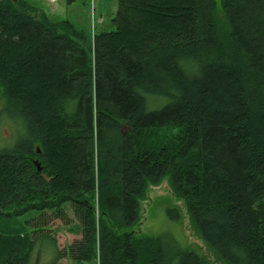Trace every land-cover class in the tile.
<instances>
[{"label":"trees","instance_id":"16d2710c","mask_svg":"<svg viewBox=\"0 0 264 264\" xmlns=\"http://www.w3.org/2000/svg\"><path fill=\"white\" fill-rule=\"evenodd\" d=\"M112 23L92 41L0 1L2 112L21 127L0 149V215L39 212L46 228L70 204L79 264H208L168 233L134 230L170 178L219 263L264 264V0H117ZM33 234L0 236V264H32Z\"/></svg>","mask_w":264,"mask_h":264},{"label":"rangeland","instance_id":"374dc122","mask_svg":"<svg viewBox=\"0 0 264 264\" xmlns=\"http://www.w3.org/2000/svg\"><path fill=\"white\" fill-rule=\"evenodd\" d=\"M22 2L32 8V13L37 18L43 19L46 16L53 22L70 20L80 29L85 30L92 39L93 25L97 33L116 30L112 18L117 9V0H94V21L92 0H63V3L59 5L52 3L51 0H22ZM101 6L102 12L100 11ZM219 17L221 21H224L222 12ZM5 104L6 98L0 92V149H11L18 141L21 127L2 112ZM179 134V129L169 132V135L173 136ZM169 209L179 211V221H174L169 217ZM140 210L141 223L134 228L140 236L155 238L168 233L174 236L183 248L197 252L208 264H221L195 234L196 231L192 227L187 210L173 193L170 178L157 187H151L146 200L141 202ZM63 211L67 217L61 218L62 220L54 216V211L47 212L49 218L42 216L41 223H47L46 228L36 223L39 212H31L17 219L0 215V236L5 239L13 237L15 233L34 236L33 233L36 231V239L33 238L35 244L31 255L32 264H79L67 256V251L68 247L82 240V225L75 217L70 204L64 206ZM43 233L55 238L56 247L60 250L62 257L65 255L64 258L59 259V253L51 241L45 240ZM1 255L6 254L0 253V257ZM84 264H99V260L95 259Z\"/></svg>","mask_w":264,"mask_h":264},{"label":"water","instance_id":"95a60500","mask_svg":"<svg viewBox=\"0 0 264 264\" xmlns=\"http://www.w3.org/2000/svg\"><path fill=\"white\" fill-rule=\"evenodd\" d=\"M14 1H17V0H14ZM38 153H40V150H38ZM34 164L36 165L38 171H42L41 163L38 160L34 161Z\"/></svg>","mask_w":264,"mask_h":264},{"label":"crops","instance_id":"0c3cea01","mask_svg":"<svg viewBox=\"0 0 264 264\" xmlns=\"http://www.w3.org/2000/svg\"><path fill=\"white\" fill-rule=\"evenodd\" d=\"M52 1V3H55V4H62L63 3V0H51ZM117 10V9H116ZM33 11V10H32ZM101 12H102V6H101V10H100ZM101 14V13H100ZM101 20H102V17H101ZM102 22H103V20H102ZM58 248V247H57ZM60 251V250H59Z\"/></svg>","mask_w":264,"mask_h":264},{"label":"built area","instance_id":"2783aa9c","mask_svg":"<svg viewBox=\"0 0 264 264\" xmlns=\"http://www.w3.org/2000/svg\"><path fill=\"white\" fill-rule=\"evenodd\" d=\"M92 8H94V0H92Z\"/></svg>","mask_w":264,"mask_h":264}]
</instances>
